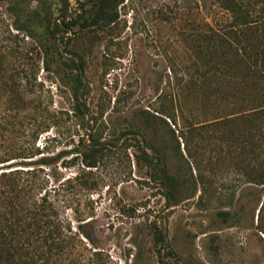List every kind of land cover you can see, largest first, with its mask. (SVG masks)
I'll return each mask as SVG.
<instances>
[{
	"label": "rangeland",
	"instance_id": "374dc122",
	"mask_svg": "<svg viewBox=\"0 0 264 264\" xmlns=\"http://www.w3.org/2000/svg\"><path fill=\"white\" fill-rule=\"evenodd\" d=\"M11 1L27 11L50 7L56 21L65 5L74 23L47 70L36 38L13 29L9 0L0 2V45L14 49L8 68L21 70L17 79L33 90L24 95L29 107L40 101L52 113L31 167L71 231L65 262L264 264V183L249 174L264 168V130L212 123L245 103L235 85L228 88L235 95L219 96L213 50L202 48L203 31L225 25V12L211 0H121L95 25L94 0ZM73 61L82 63L84 115L75 109ZM29 107L17 117L25 133L33 127ZM5 117L1 149L15 140V120ZM90 145L101 147L94 167L81 163ZM164 175L175 183L169 201Z\"/></svg>",
	"mask_w": 264,
	"mask_h": 264
},
{
	"label": "trees",
	"instance_id": "16d2710c",
	"mask_svg": "<svg viewBox=\"0 0 264 264\" xmlns=\"http://www.w3.org/2000/svg\"><path fill=\"white\" fill-rule=\"evenodd\" d=\"M4 1L6 0H0ZM211 1L226 14L225 25L221 24L217 30L211 28L203 31L202 48L207 50V53L210 48L213 50L208 57L214 58L212 74L217 79L214 81L215 90L221 98H230L235 93L228 91L229 86H238L242 89V95H238L237 99L243 97L245 101L244 105L239 106L240 110L229 112L212 123L231 128L243 123L246 127L237 126L233 130L236 133L247 128L250 135L253 129L264 130V83L259 84L255 80L264 81V0ZM120 2L121 0H94L95 10L91 24L96 25L109 10L116 11ZM6 4L7 12L13 17L11 26L18 32L22 31L27 36L36 38L39 47L36 55L41 54L44 67L48 70L52 56L57 51V40H62L74 24L73 21L65 20V5L57 17L62 18L56 21L52 18L50 7L41 3L31 11L11 0ZM114 19L115 14L109 17L108 21L112 22ZM37 25L43 28L40 34L35 31L34 26ZM0 46V97H4L3 93L7 96L11 93L14 95L13 99L0 101V118L7 119V116L15 120L11 122L9 119L14 143L3 149L0 147V162L10 161L8 165L0 167V264H69L62 257H68L73 249L71 231L69 226L65 228L63 225L57 205L49 199L46 190L43 192L42 179L36 174L35 168L31 167L35 163L31 158L38 152L35 141L38 134L48 127L46 120L52 117V113L47 105H42L40 101L33 100L31 107L25 102L24 95L28 96L33 90L28 86V81L22 84L20 79H17L21 70L8 68L6 55L14 49L8 44ZM208 61L209 58L205 62ZM72 66L76 72L74 77H71L72 94L76 100L75 109L78 114L84 115L87 108L77 100V94L83 87L79 73L82 63L73 61ZM209 67L211 65L207 68ZM207 72L209 71L205 68L203 77H206ZM28 107L33 112V127L25 133L18 128L17 117ZM2 136L1 126L0 137ZM100 150L101 147L90 145L87 150L80 151L81 163L86 167H94L96 162L92 160V156ZM46 162L47 159L44 158L39 161L40 164ZM249 174L252 180L259 178L258 180L264 183V168L261 171L252 168ZM164 178L167 181L162 183V186L166 189L169 201L175 183L171 176L164 175ZM64 230L67 233L64 234ZM81 234L88 239L86 234ZM158 234L159 240L162 241L163 235ZM78 241L81 242L79 239ZM82 248L86 249L84 246ZM92 254L99 253L93 251Z\"/></svg>",
	"mask_w": 264,
	"mask_h": 264
}]
</instances>
